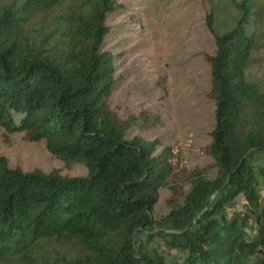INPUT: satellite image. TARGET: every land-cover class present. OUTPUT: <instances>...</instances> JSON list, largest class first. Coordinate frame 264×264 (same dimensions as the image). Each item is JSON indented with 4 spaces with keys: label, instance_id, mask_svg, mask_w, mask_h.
<instances>
[{
    "label": "trees",
    "instance_id": "16d2710c",
    "mask_svg": "<svg viewBox=\"0 0 264 264\" xmlns=\"http://www.w3.org/2000/svg\"><path fill=\"white\" fill-rule=\"evenodd\" d=\"M67 2L65 36L51 43L30 34L39 16ZM235 25L222 35L205 18L215 51L210 65L214 128L205 154L215 176L203 169L182 175L160 141L125 138L137 117L110 107L116 80L113 56L104 49L107 17L116 0H13L0 7V127L43 142L47 151L85 168L65 176L11 168L0 155V260L42 264L48 244L73 248L43 264H264V206L259 179L264 165V87L246 76L254 37L256 0L236 4ZM161 146V147H160ZM182 176V178H181ZM178 181L188 184L185 192ZM171 196L168 212L154 218L159 190ZM244 199L247 212L227 208ZM253 218L254 234L248 221ZM194 221V222H193ZM193 222V223H192ZM147 234L146 244L139 240ZM154 237L177 250L171 261L147 243Z\"/></svg>",
    "mask_w": 264,
    "mask_h": 264
},
{
    "label": "rangeland",
    "instance_id": "374dc122",
    "mask_svg": "<svg viewBox=\"0 0 264 264\" xmlns=\"http://www.w3.org/2000/svg\"><path fill=\"white\" fill-rule=\"evenodd\" d=\"M80 1V0H79ZM120 9L107 17L110 32L104 49L113 56L116 84L110 97V107L124 118L137 117L126 131L125 138L140 137L147 141L159 140L162 147L171 148L169 160L181 175L192 169H203L209 177L215 176L214 161L205 154L214 128V101L211 88L210 65L206 56L215 51V42L207 30L205 18L213 14L217 35L229 31L236 23L241 0H116ZM262 7L261 15L250 16L248 32L254 37V48L246 69V76L264 87V0H256ZM13 0H0L2 5ZM65 2L57 13L49 14L46 25H40L39 16L29 32L51 43L65 38L67 23L60 19L67 14ZM160 146V147H161ZM0 155L11 168L28 172L48 173L59 170L62 175L75 177L85 174L77 163H66L51 155L43 142H31L23 133L8 135L0 127ZM254 163L264 165V154L254 156ZM182 178V176H181ZM259 194L264 206V181L259 179ZM182 184L186 192L188 184ZM170 190L163 186L153 209L154 218L169 210ZM247 212L240 198L227 208ZM250 235L254 234L253 218L248 221ZM146 235L139 240L146 244ZM149 251L161 253L167 261L180 253L158 237L147 243ZM69 245H46L40 251L41 262L62 255H71ZM0 264H5L0 260ZM6 264H19L16 259ZM23 264V263H22Z\"/></svg>",
    "mask_w": 264,
    "mask_h": 264
},
{
    "label": "water",
    "instance_id": "95a60500",
    "mask_svg": "<svg viewBox=\"0 0 264 264\" xmlns=\"http://www.w3.org/2000/svg\"><path fill=\"white\" fill-rule=\"evenodd\" d=\"M193 222H194V221H193ZM193 222H192V223H193Z\"/></svg>",
    "mask_w": 264,
    "mask_h": 264
}]
</instances>
